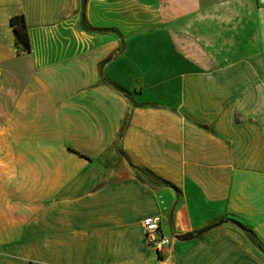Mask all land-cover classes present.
<instances>
[{
  "label": "crops",
  "instance_id": "1",
  "mask_svg": "<svg viewBox=\"0 0 264 264\" xmlns=\"http://www.w3.org/2000/svg\"><path fill=\"white\" fill-rule=\"evenodd\" d=\"M0 264H264V8L0 0Z\"/></svg>",
  "mask_w": 264,
  "mask_h": 264
},
{
  "label": "built area",
  "instance_id": "2",
  "mask_svg": "<svg viewBox=\"0 0 264 264\" xmlns=\"http://www.w3.org/2000/svg\"><path fill=\"white\" fill-rule=\"evenodd\" d=\"M264 6V0H258ZM159 215L147 216L142 220L144 238L148 246L157 252H162L170 244V236L162 233Z\"/></svg>",
  "mask_w": 264,
  "mask_h": 264
},
{
  "label": "trees",
  "instance_id": "3",
  "mask_svg": "<svg viewBox=\"0 0 264 264\" xmlns=\"http://www.w3.org/2000/svg\"><path fill=\"white\" fill-rule=\"evenodd\" d=\"M10 25L12 26V31L14 34V38L17 44H20L22 47V50L27 51L29 50L30 44H29V37L27 32V27L24 21V17L22 15H16L10 18ZM170 186V185H169ZM232 223L240 227L242 230L248 232L247 228H245L242 224L235 220H230ZM221 221H219L220 223ZM209 227H207L208 229ZM205 229L202 231H199L195 234H188L186 235L188 238H194L198 235H200ZM249 233V232H248Z\"/></svg>",
  "mask_w": 264,
  "mask_h": 264
},
{
  "label": "water",
  "instance_id": "4",
  "mask_svg": "<svg viewBox=\"0 0 264 264\" xmlns=\"http://www.w3.org/2000/svg\"><path fill=\"white\" fill-rule=\"evenodd\" d=\"M217 225V223H215V224H213V225H211V226H209V228L210 227H213V226H216ZM200 233V232H199ZM176 239H178V240H186V239H190V238H188L187 236H174Z\"/></svg>",
  "mask_w": 264,
  "mask_h": 264
},
{
  "label": "rangeland",
  "instance_id": "5",
  "mask_svg": "<svg viewBox=\"0 0 264 264\" xmlns=\"http://www.w3.org/2000/svg\"><path fill=\"white\" fill-rule=\"evenodd\" d=\"M256 1H257V4H258L259 6H261V5L259 4V1H258V0H256ZM261 7L264 8V6H261ZM247 228L249 229L250 232H253L252 229H251L250 227H247Z\"/></svg>",
  "mask_w": 264,
  "mask_h": 264
}]
</instances>
